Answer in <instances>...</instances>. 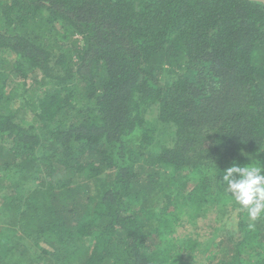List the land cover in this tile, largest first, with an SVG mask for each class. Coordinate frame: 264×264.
Masks as SVG:
<instances>
[{
    "label": "trees",
    "instance_id": "16d2710c",
    "mask_svg": "<svg viewBox=\"0 0 264 264\" xmlns=\"http://www.w3.org/2000/svg\"><path fill=\"white\" fill-rule=\"evenodd\" d=\"M233 164L264 167L262 1L0 0V264H264Z\"/></svg>",
    "mask_w": 264,
    "mask_h": 264
},
{
    "label": "clouds",
    "instance_id": "9594fccd",
    "mask_svg": "<svg viewBox=\"0 0 264 264\" xmlns=\"http://www.w3.org/2000/svg\"><path fill=\"white\" fill-rule=\"evenodd\" d=\"M226 192L251 221L264 216V167L233 164L223 172ZM251 227V225H250Z\"/></svg>",
    "mask_w": 264,
    "mask_h": 264
},
{
    "label": "rangeland",
    "instance_id": "374dc122",
    "mask_svg": "<svg viewBox=\"0 0 264 264\" xmlns=\"http://www.w3.org/2000/svg\"><path fill=\"white\" fill-rule=\"evenodd\" d=\"M98 190V185H97V189H96V186L93 185V188H92V193H94V191ZM223 219H225V217H223ZM14 234L16 236L20 235L21 233L18 231V230H14ZM26 242H29L28 240H26ZM3 246V245H2ZM14 246V244L12 243H8L4 246V250L5 251H8L10 248H12Z\"/></svg>",
    "mask_w": 264,
    "mask_h": 264
},
{
    "label": "water",
    "instance_id": "95a60500",
    "mask_svg": "<svg viewBox=\"0 0 264 264\" xmlns=\"http://www.w3.org/2000/svg\"><path fill=\"white\" fill-rule=\"evenodd\" d=\"M252 1H262L264 3V0H252Z\"/></svg>",
    "mask_w": 264,
    "mask_h": 264
}]
</instances>
